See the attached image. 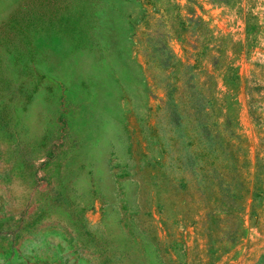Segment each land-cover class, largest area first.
<instances>
[{
	"label": "rangeland",
	"instance_id": "rangeland-1",
	"mask_svg": "<svg viewBox=\"0 0 264 264\" xmlns=\"http://www.w3.org/2000/svg\"><path fill=\"white\" fill-rule=\"evenodd\" d=\"M0 264H264V0H0Z\"/></svg>",
	"mask_w": 264,
	"mask_h": 264
},
{
	"label": "trees",
	"instance_id": "trees-1",
	"mask_svg": "<svg viewBox=\"0 0 264 264\" xmlns=\"http://www.w3.org/2000/svg\"><path fill=\"white\" fill-rule=\"evenodd\" d=\"M207 139L208 138L206 137V143H207ZM207 154L209 155L208 147L206 145L205 156H207ZM182 155L186 158V160H190L191 162H193V159L190 156V153L189 152H183ZM213 169L214 168H212V170ZM213 172H215V171H213ZM215 174H216V175H214L215 180L212 182V186L218 187V190H221V191H224V192H226V190H230V188L232 186L231 181H230V178L232 180V177L230 176V178H229L227 176V173L226 174L225 173L224 174L222 173L220 175H217L218 173L215 172ZM224 195H225V193H224ZM224 212H225V214L228 213L229 216L231 215V217L233 216L231 214V210L225 209ZM234 212L236 213L237 211H234Z\"/></svg>",
	"mask_w": 264,
	"mask_h": 264
}]
</instances>
